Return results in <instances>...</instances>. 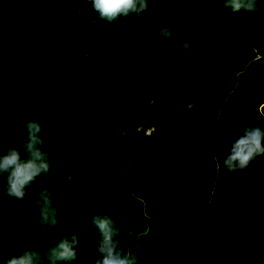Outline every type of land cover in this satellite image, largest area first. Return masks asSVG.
Segmentation results:
<instances>
[{
    "label": "trees",
    "instance_id": "16d2710c",
    "mask_svg": "<svg viewBox=\"0 0 264 264\" xmlns=\"http://www.w3.org/2000/svg\"><path fill=\"white\" fill-rule=\"evenodd\" d=\"M258 7L149 0L140 18L107 22L83 0H0L3 148L20 146L29 120L54 148L23 201H0L4 260L43 254L67 232L78 256L62 264H95L101 210L137 264H264V157L231 175L223 165L245 127H264ZM45 189L58 221L47 234L37 227Z\"/></svg>",
    "mask_w": 264,
    "mask_h": 264
},
{
    "label": "clouds",
    "instance_id": "9594fccd",
    "mask_svg": "<svg viewBox=\"0 0 264 264\" xmlns=\"http://www.w3.org/2000/svg\"><path fill=\"white\" fill-rule=\"evenodd\" d=\"M83 2L90 4L99 19L107 22L129 15L140 18L149 10V0H83ZM199 2H207V0H199ZM223 3L225 7H231L233 12L256 13L259 11V0H223ZM189 27L193 26L189 25ZM172 35L173 29L170 25L162 27L158 33L160 39L164 41L171 39ZM190 48L191 45L188 42L182 44L184 52ZM2 106L0 103V188L3 189L0 191V201L4 196L23 201L27 190L33 183L42 175H47L50 172L54 148L45 150L43 129L40 123L29 120L24 125L27 135L23 136L20 146L9 145L4 149ZM191 107L192 105H189V108ZM259 111L264 117V103L259 105ZM192 115L195 116V113L193 112ZM123 134L127 135L126 132ZM12 135L13 132L10 130L9 137ZM20 148L23 149L25 157H22ZM261 157H264V127L260 125L248 126L244 128L242 135L232 143L223 158L224 169L229 175L243 172L254 163H258ZM255 183L254 179L249 181L250 186ZM37 205L39 208L37 227L47 234L58 224L57 209L51 207V194L47 189L39 192ZM91 222L100 235L96 247L99 258L96 259L95 264H137L138 257L130 248L126 250L120 239L122 229L115 219L108 216L106 212L97 210ZM134 236L135 233L129 230L124 240L131 243ZM2 239L3 231L0 228V242ZM77 245V236L65 232L63 238L55 242L43 254L33 247L23 251L19 256H9L5 261L4 250L0 247V262L3 264H62V262L76 260Z\"/></svg>",
    "mask_w": 264,
    "mask_h": 264
}]
</instances>
